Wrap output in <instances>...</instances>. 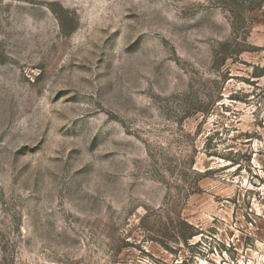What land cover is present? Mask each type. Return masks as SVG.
<instances>
[{
	"label": "rangeland",
	"instance_id": "rangeland-1",
	"mask_svg": "<svg viewBox=\"0 0 264 264\" xmlns=\"http://www.w3.org/2000/svg\"><path fill=\"white\" fill-rule=\"evenodd\" d=\"M0 264H264V0H0Z\"/></svg>",
	"mask_w": 264,
	"mask_h": 264
}]
</instances>
